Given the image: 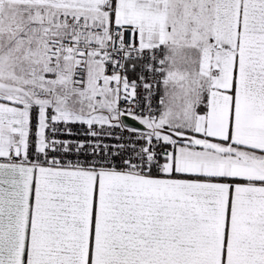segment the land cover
<instances>
[{"label": "snow or ice", "instance_id": "snow-or-ice-1", "mask_svg": "<svg viewBox=\"0 0 264 264\" xmlns=\"http://www.w3.org/2000/svg\"><path fill=\"white\" fill-rule=\"evenodd\" d=\"M0 264H264V0H0Z\"/></svg>", "mask_w": 264, "mask_h": 264}]
</instances>
